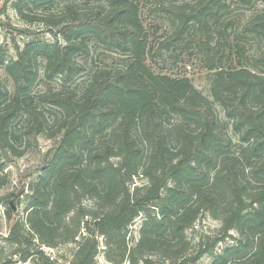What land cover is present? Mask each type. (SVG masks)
Here are the masks:
<instances>
[{
	"label": "trees",
	"instance_id": "16d2710c",
	"mask_svg": "<svg viewBox=\"0 0 264 264\" xmlns=\"http://www.w3.org/2000/svg\"><path fill=\"white\" fill-rule=\"evenodd\" d=\"M52 1L30 0L46 8ZM225 1L199 0L191 10L167 7L179 26L165 47L193 25L201 49L212 56L209 22L218 20ZM76 9L66 6L58 23L62 43L57 34L51 42L32 40L9 59L0 47V67L13 82V91L0 82V160L20 156L23 138L26 148L38 135L58 137L29 188L26 224L17 221L4 239L17 248L16 260L0 257V264H64L45 256L41 246L65 244L75 247L68 264H98L99 237L108 264H196L204 255L210 264H264V14L243 30L263 42L255 59L262 74L219 69L211 83L213 102L235 141L188 78L147 67V38L133 0H106L105 9L93 13ZM18 13L23 16L21 8ZM88 36L129 61L71 87L85 70L77 55L87 52ZM40 77L59 80L60 88L34 93ZM3 170L0 164V185ZM203 214L220 226L195 247L187 232ZM141 215L139 237L129 247L128 228Z\"/></svg>",
	"mask_w": 264,
	"mask_h": 264
},
{
	"label": "rangeland",
	"instance_id": "374dc122",
	"mask_svg": "<svg viewBox=\"0 0 264 264\" xmlns=\"http://www.w3.org/2000/svg\"><path fill=\"white\" fill-rule=\"evenodd\" d=\"M19 0H0V47L7 59L16 56V48L22 49L32 40H54L57 34L59 42L63 38L58 34L61 27L58 23L63 19V12L68 5L76 6L79 14L93 13L99 8L105 9L106 0H53L49 8L36 7L25 1V5L18 3ZM138 7L139 21L143 33L147 38L145 63L155 74L168 75L172 78H188L192 85L210 102L213 103L218 119L225 122L227 130L232 139L230 123L225 118L223 110L213 101L211 83L214 73L231 68H247L251 73L262 74L263 67L256 66L255 59L262 51L263 42L251 34H244L245 25L254 17L264 14V0H252L251 4H243L237 0H226L220 10L217 21H210L212 32L214 31L213 45L216 51L212 56L207 55L200 47L199 29L191 25L188 32L184 34L173 46L165 47L164 41L170 37L178 28L179 20L165 11L167 7L182 6L183 9H193L199 0H133ZM21 8L23 16L18 13ZM192 24V23H190ZM87 43V52L79 53L77 60L81 62L85 70L76 79L71 87L81 88L88 83L89 79L99 71H114L125 67L129 61L128 55H124L116 49H107L93 37L84 39ZM164 42V46H162ZM169 45V44H167ZM238 47L239 54L235 52ZM42 68V64H39ZM40 68V67H39ZM0 82L9 91H13V82L0 67ZM60 81H47L40 77L34 86V93H40L46 89L60 88ZM53 114V111H45ZM171 123L172 119H169ZM29 140L22 139L18 144L19 151H24L20 156L13 154L2 155L0 164L4 166V182L0 185V257L16 260V247L4 240L18 221L26 224L28 195L30 186L36 181L40 167L49 152L56 147L58 137L49 138L38 135L30 139L29 146L25 148ZM1 177V174H0ZM134 184L143 183L142 180L134 179ZM13 195V196H10ZM19 195V196H18ZM16 196V197H14ZM18 196V198H17ZM85 208H91L89 200H83ZM11 218L7 219L9 208ZM144 216L138 217L128 228L127 240L129 247H133L139 237V229ZM219 221L207 214H203L196 221L194 228L187 232L192 246L196 247L197 239L204 235L214 234L219 228ZM80 233L85 235L83 230ZM232 235H236L231 232ZM81 238V237H78ZM100 252L97 257L98 264H108L104 258V240L99 237ZM230 241L220 243L215 251L219 252ZM73 244L59 245L55 248L41 246L45 256L50 259L59 260V263L68 264ZM192 251L194 248L192 247ZM211 258L204 255L196 264H210ZM15 264H31L15 263Z\"/></svg>",
	"mask_w": 264,
	"mask_h": 264
}]
</instances>
